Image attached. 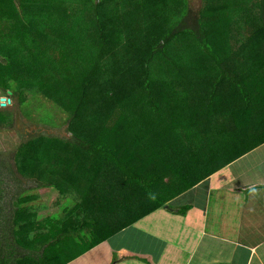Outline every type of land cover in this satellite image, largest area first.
<instances>
[{
    "label": "trees",
    "instance_id": "1",
    "mask_svg": "<svg viewBox=\"0 0 264 264\" xmlns=\"http://www.w3.org/2000/svg\"><path fill=\"white\" fill-rule=\"evenodd\" d=\"M5 1L0 86L28 118L48 102L36 119L70 134L32 135L0 172L58 188L69 210L34 237L43 205L18 191L0 264H64L264 142V0Z\"/></svg>",
    "mask_w": 264,
    "mask_h": 264
},
{
    "label": "crops",
    "instance_id": "2",
    "mask_svg": "<svg viewBox=\"0 0 264 264\" xmlns=\"http://www.w3.org/2000/svg\"><path fill=\"white\" fill-rule=\"evenodd\" d=\"M184 206L187 208L180 212ZM157 210L156 223L165 234L153 231V236L139 227L141 239L149 242L146 252L155 256V264H264V142ZM132 225L122 229L135 230L129 235L131 247H127V238L120 246L110 240L113 250L102 242L64 264H95L98 258L106 264L115 252L117 261L125 257L127 262L132 258L128 250L136 247L139 239L138 227L128 229ZM61 251L68 252L65 248Z\"/></svg>",
    "mask_w": 264,
    "mask_h": 264
},
{
    "label": "rangeland",
    "instance_id": "3",
    "mask_svg": "<svg viewBox=\"0 0 264 264\" xmlns=\"http://www.w3.org/2000/svg\"><path fill=\"white\" fill-rule=\"evenodd\" d=\"M192 3L198 8L199 5L203 4V1L202 0H192ZM0 4H1L0 6L3 7L6 4V1L0 0ZM0 23H1L0 28L1 29L5 28L6 23L1 18H0ZM2 41H4V38L0 36V43ZM1 58L3 57L1 56ZM4 91H2V93L0 94L5 93ZM15 99L16 98H14V100ZM14 100H12L11 103L7 105V107L0 106V108L4 109L3 111L6 110L5 108H8L12 112V125H8L7 123H5L2 126H0V158L1 159H5L6 161L9 160L11 155H14V152L17 151V146L26 142L27 138L31 137L32 135L45 134V135H54V136H58L61 138L63 137L67 138V136H69L70 133L68 132V129H67L68 124L65 121L64 122L61 121L60 125L47 126L44 123L36 119V118H45L43 115L46 111V108L48 109V105H50L48 104V102L44 103L45 104L44 106H41L42 104L41 102H43V100H39L37 101V103H31V102L27 103L25 108L28 111H30L29 113H31V111H35L32 114H30L32 115V118H28L21 111V109H19L18 107L19 102L17 100L16 101ZM56 121L59 122V119H57ZM113 121L114 119H111V124L113 123ZM231 156L234 157V155H231ZM9 163L12 164L13 160H9ZM12 167L13 169H15L14 165H12ZM80 186L82 189L83 188L87 189L89 184L88 183H86L85 185L81 184ZM23 189L27 190L26 191L27 193L24 195L25 197L30 196V195L32 196L37 195L35 198H33L34 200L33 202H31V204L37 203V205H41V204L43 205L41 208L37 207L34 213L32 215H29L27 218L29 220L33 219L30 222V224L27 226V229L30 230L31 227H34V229H36V231H34L36 232L34 234V237H40L41 235L40 232L44 228H47L49 231H54L52 226L58 225L57 223L58 221L57 222H54V221L59 220V217H56L53 214H59V213L62 214L65 212V209L66 211L69 210V203H67V200H65L61 196L60 190L58 188L41 185L38 180H35L32 177L23 178L17 172H15V175L10 174L9 172L3 173V174L0 172V212H1L0 214V224H1L0 236L2 239L6 241H12L11 233H12L13 227L9 223V220H8L9 224L7 223V219L5 218V213L12 212V209H14V204L12 203V199L16 198L18 191L23 190ZM85 189L83 190L85 191ZM84 194H85L84 192L79 191L78 194L75 195L76 196L75 198L79 200L82 198V196H84ZM146 195H144L143 197H145ZM124 197H125L124 195H121L119 197H114L118 199V201L114 200L117 203L116 207L113 204L112 205L113 207H115L114 210H116L115 215L122 218L121 220L127 223L129 218H131V214L127 215V211L129 209L126 206V203L122 206V204L125 201ZM119 200H122V201H119ZM152 203H155V202H152ZM64 206H65V209H64ZM123 211L125 212V215H123ZM105 212H109V211L105 210ZM147 215H149V217H147ZM30 216H33L32 219H30ZM158 217H159L158 210L151 211L148 214L147 213L144 214V216H142L140 219L135 221V225H132L130 226V228H128V229H131V228L136 229L138 227L137 231L139 233L138 235L139 239H137L138 244H135V246L136 247L138 246V248L133 247L128 250L129 251L128 254L132 258L127 259L128 261L126 262L125 257H123L122 259L118 260L119 261L118 262L116 260L117 253L115 252V256H113L112 260L108 261L106 264H153V263L155 264L156 263L155 256L154 255L151 256L146 252L147 247H150L148 246L149 242L143 241V239H141V234H140L141 229H139V227L143 229L146 228L147 230H150L151 233L153 231H159L160 233L165 234L166 232L165 229L163 228L160 229L158 227V224L156 223ZM59 229L60 228H57L56 230H59ZM67 231L68 230H64L63 231L64 233L62 232V234H65V235L69 234L70 232H67ZM134 231L135 230H125V231L123 230L122 232H118L111 237L105 238L104 242L106 243L107 248L109 247V248H112L113 250L115 249V246H120V243L123 244L127 238L128 239L127 247H131L132 240H130L131 238L129 235L133 233ZM151 235L155 236L153 233ZM40 239H43V238L40 237ZM110 240L114 242L112 244L115 246H113L111 242H109ZM150 240H154V239L150 238ZM69 243H72V241L70 240ZM162 245L163 243L161 242L160 246ZM64 248L66 249L67 246L64 245ZM20 249L22 250V253L27 252V251H23L22 248ZM109 250L102 249V251L104 252H108ZM55 252L61 253L62 251L61 249L56 248ZM49 253L51 252L49 251ZM64 253L65 255H67L66 254L67 252H64ZM169 256L171 255H165V258ZM103 257H106V256L103 255ZM94 263L102 264L99 258Z\"/></svg>",
    "mask_w": 264,
    "mask_h": 264
},
{
    "label": "water",
    "instance_id": "4",
    "mask_svg": "<svg viewBox=\"0 0 264 264\" xmlns=\"http://www.w3.org/2000/svg\"><path fill=\"white\" fill-rule=\"evenodd\" d=\"M7 93L10 95L12 93L11 90H8ZM7 103H11L10 97L1 96L0 97V106H5Z\"/></svg>",
    "mask_w": 264,
    "mask_h": 264
},
{
    "label": "flooded vegetation",
    "instance_id": "5",
    "mask_svg": "<svg viewBox=\"0 0 264 264\" xmlns=\"http://www.w3.org/2000/svg\"><path fill=\"white\" fill-rule=\"evenodd\" d=\"M4 90H6V89H3L2 88V86H0V93H2V91H4ZM5 93H3V94H0V97L1 96H5V97H11L6 91H4ZM7 105H8V103L5 105V106H1V107H7Z\"/></svg>",
    "mask_w": 264,
    "mask_h": 264
},
{
    "label": "clouds",
    "instance_id": "6",
    "mask_svg": "<svg viewBox=\"0 0 264 264\" xmlns=\"http://www.w3.org/2000/svg\"><path fill=\"white\" fill-rule=\"evenodd\" d=\"M11 98V97H10ZM11 101H12V98H11ZM8 104H10V103H8Z\"/></svg>",
    "mask_w": 264,
    "mask_h": 264
}]
</instances>
